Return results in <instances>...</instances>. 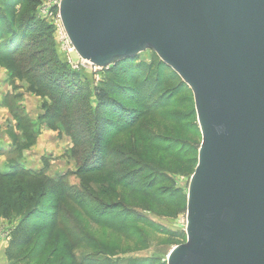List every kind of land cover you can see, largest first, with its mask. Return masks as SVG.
<instances>
[{"label": "water", "instance_id": "water-1", "mask_svg": "<svg viewBox=\"0 0 264 264\" xmlns=\"http://www.w3.org/2000/svg\"><path fill=\"white\" fill-rule=\"evenodd\" d=\"M58 13L81 60L150 51L193 95L186 242L166 264H264V0H61Z\"/></svg>", "mask_w": 264, "mask_h": 264}, {"label": "trees", "instance_id": "trees-1", "mask_svg": "<svg viewBox=\"0 0 264 264\" xmlns=\"http://www.w3.org/2000/svg\"><path fill=\"white\" fill-rule=\"evenodd\" d=\"M35 3L36 0H0V65L10 79L25 80L29 84L27 91L49 101L43 103L44 114L38 120L46 123L48 129L63 130L70 137L81 192L64 183V177H46L44 170L17 168L6 175L0 173L2 179H23L24 188L18 194L31 197L18 199L19 208L25 201L32 202L37 194L47 197L50 205L49 212L36 213L35 208H30L20 217L4 254L11 264H108L91 255L75 254L81 244L93 245V239L83 234L85 224L80 215L100 224L133 216L136 208H152L168 217L186 209V195L161 185L169 182L162 175L164 171L175 169L191 175L196 167L197 149L181 140L179 134L183 127L179 125L186 120L174 110L180 106L176 97L193 96L157 57L158 64L153 67L137 64L136 56L105 70L95 102L80 98L84 89L79 74L61 62L55 63L50 54L46 57L49 51L43 45H49L51 28L29 11L15 15L16 6L22 4L26 9ZM143 89L148 90L142 94ZM141 104L146 105L144 110ZM153 113L166 117L167 134L155 133L147 126L141 140L125 139L142 116ZM21 122L26 121L17 120L19 129ZM123 174L128 191L126 198L121 197L123 202L107 205L94 195L92 186L98 185L101 197H114L109 190L120 183ZM35 179H41L38 187L24 190L25 181L32 183ZM0 199V216L6 217L10 198L3 194ZM92 247L99 251L98 246Z\"/></svg>", "mask_w": 264, "mask_h": 264}, {"label": "rangeland", "instance_id": "rangeland-1", "mask_svg": "<svg viewBox=\"0 0 264 264\" xmlns=\"http://www.w3.org/2000/svg\"><path fill=\"white\" fill-rule=\"evenodd\" d=\"M54 1L56 0H36L33 7L29 5L26 9H24L21 4L16 6L14 12L15 15L18 16L24 13L28 14L29 11L30 14L32 13L34 15L35 19L44 22L51 28L52 36L48 42L49 45H43H46L47 50L49 51V53L46 54V57L50 54L49 56H53L55 63L60 64L61 62L66 65L63 51L58 45L57 22L55 18L56 9L53 8L50 10L49 17L44 18L42 14L40 17L38 14L39 11H42L43 4L50 3L51 5ZM153 54L150 51L139 54L136 57L137 64L139 63L143 66L144 64L145 66L146 64H151L153 67H156L158 60L155 58L157 56ZM0 70L1 72H5V75L0 77V79H4V84L12 87L11 94L9 93L2 103V105L4 104V106L8 108L9 117L3 118L2 121H0V173L6 175L17 170V168L34 172V170L27 168L30 167L34 169L28 161L22 162V156L24 151L27 149L29 150V147L35 143L40 131L47 128L46 123H40L38 117L44 114L43 103H49V101L35 95L41 102L35 110L30 112V114L26 113L22 106L17 103L19 97L17 96L18 94H14L15 88H17L14 84L18 82L25 93L32 94L27 91L29 84L25 80L10 79L8 71L1 65ZM105 70L106 69L101 70L98 74H94L84 69L76 71L83 82L81 88L84 89V92L80 95V98H89L92 103L95 102L97 91L105 80ZM142 70H144V68H142ZM97 75L102 79L101 82H96L94 80V77ZM139 78L142 79V77ZM3 90H5V86ZM147 90L148 89H143L141 90V93L147 92ZM175 100H178L180 106L174 110H177L180 116H182L180 119L186 120L185 123H180L181 125H179L183 126L181 131H179L181 140H185L190 146L196 148L198 151L201 144V134L196 119L193 97L191 98L188 94H184L179 95ZM141 108L144 110L146 105L141 104ZM167 111H170V109H167ZM19 119L26 121L21 122L20 129L17 128V120L19 121ZM29 122H31L32 125H30ZM168 124L166 117L159 115L158 113L142 116L137 121L136 127L125 134V139H134L135 141L141 140L147 126H151L155 133L167 134L168 130L166 129V126ZM26 125L29 127L26 128ZM42 126H44V128H42ZM2 128L3 130H1ZM25 131L28 132L26 136L23 135ZM56 132H59L61 137L63 136L70 141V147H67L65 155L73 162V167L71 170L68 169L63 174L56 173L47 175L46 169L48 168V163L47 160L42 159L41 164L43 167L38 171L44 170L47 175L46 177L49 178L64 177V183L75 188L77 192H81L80 180L75 175L77 165L71 156L73 148L72 141L63 130ZM176 135L179 136L178 132ZM31 160L33 161L34 159ZM35 161L37 160L35 159ZM124 175L125 174L119 179L120 183L115 184L109 190L114 197L109 200L101 197L98 185L92 186L94 189V195L107 205H113V202H123L121 197L126 198L128 195V191L123 184V182L126 181ZM162 175L169 180V182H165L161 185L162 187L170 186V188H172L171 190L178 189L181 191L182 195H186L187 197L188 183L192 174L190 175L185 171L178 172L177 170L172 169L170 172L164 171ZM140 178L141 177H139V179ZM40 180L41 179H35L32 183L25 181L24 185L26 189L24 190L27 191L28 189H32L33 186H37L36 184L40 183ZM22 181L23 179H21V177L0 178V198L3 194H8V197L10 198V205L7 206V216H0V264H11L6 260L4 253L10 241V233L20 217H22V215L30 208H35L36 213H46L50 211L48 198L40 197L39 194L33 197L32 202L30 201L27 203V201H25L26 203H24L23 207L19 208L18 204L20 198L28 199L31 197L30 195L18 194L20 189L24 188ZM101 202L99 201L102 206L101 208H104L105 205L103 206ZM133 214V216H129L126 219L120 217L112 223L100 224H95L83 214L80 215V221L85 224V230L83 232L84 236L92 238L93 245L98 246L99 251H96L95 247H92L93 245H91L90 242L88 245L80 243L81 245L75 251V254L79 257L91 255L95 259L107 261L108 264H139V262H141V264H166L167 255L171 249L186 242V209L173 217L162 216L152 208H136L133 210ZM132 220L135 222H132ZM175 235L179 236L177 240L172 239Z\"/></svg>", "mask_w": 264, "mask_h": 264}, {"label": "crops", "instance_id": "crops-1", "mask_svg": "<svg viewBox=\"0 0 264 264\" xmlns=\"http://www.w3.org/2000/svg\"><path fill=\"white\" fill-rule=\"evenodd\" d=\"M3 75H5V72H1L0 70V77ZM14 85L17 87L15 88L14 94H18L17 96L19 97L17 103L22 106L26 113L30 114L31 111L39 106L41 102L40 99L33 94L25 93L18 82ZM4 86L5 90H3ZM7 87L10 88L8 89ZM11 88V86L4 84V79H0V121H2L3 118L9 117V110L4 104L2 105V103L5 97L9 95V93L11 94ZM42 128H44V126H42ZM1 130H3V128ZM68 146L70 147V141L63 136L61 137L59 132L44 128L40 131L35 143L29 147V150L27 149L24 151L22 162L28 161L34 169L30 167L27 168L38 171L42 169L43 165L41 164V160L44 159L47 160L48 163V168L46 169L47 175L56 173L63 174L73 167V162L65 155ZM31 159L34 160L32 161ZM35 159L37 161H35Z\"/></svg>", "mask_w": 264, "mask_h": 264}, {"label": "built area", "instance_id": "built-area-1", "mask_svg": "<svg viewBox=\"0 0 264 264\" xmlns=\"http://www.w3.org/2000/svg\"><path fill=\"white\" fill-rule=\"evenodd\" d=\"M61 0H56L54 3H45L42 6V11H39V16L41 17V14L43 17H49L50 10L55 8L56 9V22H57V39H58V45L60 46L61 50L63 51L64 55V61L66 65L73 71H80V70H88L89 72H92L94 74H98L101 70V68L95 67L92 64L81 60L72 45L70 44L60 21L59 13H58V7ZM94 80L96 82H101L102 79L99 75L94 77Z\"/></svg>", "mask_w": 264, "mask_h": 264}]
</instances>
